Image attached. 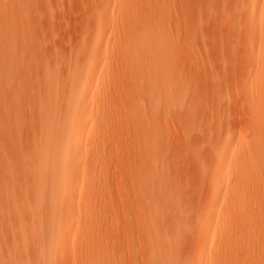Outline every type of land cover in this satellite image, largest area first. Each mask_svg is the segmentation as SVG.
<instances>
[{
	"label": "rangeland",
	"instance_id": "1",
	"mask_svg": "<svg viewBox=\"0 0 264 264\" xmlns=\"http://www.w3.org/2000/svg\"><path fill=\"white\" fill-rule=\"evenodd\" d=\"M44 1L46 0L14 1L15 5L17 2L20 5L22 3L23 9L28 10L23 31L25 37L23 36V40L19 38L22 34L18 35L21 32L20 28L17 35L19 40L23 42L24 38L27 40L25 41L31 55H28L27 51V55L22 56L23 60H17L18 57L13 59L12 66L14 71L17 70L15 75L17 72V76L20 77L16 76L17 81L21 79L23 82L20 83L24 84L26 89L29 90L31 85L33 89L29 90V94L21 84L15 87L16 82H13L10 91L14 88L12 95L15 93L16 98L13 97L12 102L11 99H7V93L0 94V133L2 132L0 150L6 154L8 152L7 156L11 158H8L11 161L10 167H4V162L0 159V181L11 178V181L15 180L17 183L14 185L16 187L21 186V183L23 187L25 183L23 181L26 177H22L23 170L18 164L19 157L28 152L27 147L31 146L29 141L31 142L34 131L32 110L37 89L35 83L32 84L30 80L37 79L38 76L35 77V74L37 75L39 71L37 68L42 63H59L60 71L65 74L67 62L71 63L74 52L81 43L94 38L96 33L94 14L97 7L103 6L106 2V0H48V4ZM9 2L10 0H0V3ZM159 2L157 6L162 8L161 12L165 13L164 17L169 22L167 30L172 32L170 34L174 36L175 47L179 45L180 51L179 55L177 53L175 57H171L174 62L167 59L172 63L167 61V64L166 58L165 61L162 59L167 66L173 64L174 66H171L172 68L169 66L170 71L164 72L161 70L166 65L161 64L163 69L161 68L160 72L166 79L160 74L164 80L161 83L162 87L159 86L160 105L158 108L149 109L148 115L146 112L145 119L149 121L143 119L148 128L152 127L149 130L150 135L140 140L136 130L130 129L128 132L132 133L129 135L124 127L123 131L118 130V124H114L113 127L111 123L104 127L99 120L88 126L86 137L82 140L83 144L94 134L104 132L106 137L101 142L105 151L99 160L100 167L86 170L90 172V182L82 183L83 166H79L76 177H72L73 191L70 198L59 206L58 217L65 223L67 229H71L72 235L68 240L59 242L56 264H147L148 259L149 261L151 258L159 259L163 255L171 257L173 263L182 264H214V260L218 264H264V190H262L264 185L260 184L259 177H256L259 180L253 178V174L256 172V175L260 168L252 169L249 172L250 176L253 175L251 177L249 175L246 177L247 172L244 174L248 181L253 180L249 183L244 179L249 183L248 187L246 186L248 183L240 180L234 183L232 180L235 175L244 172L233 168L223 173L218 171L224 160L220 153L228 148L230 156L226 157L227 165L232 167L238 164V158L240 159L242 155L240 152L251 143L254 129L264 123V61L259 62L256 56L257 50L262 48L260 35L258 32L248 34L250 19L253 18L255 23L258 21V17L261 16L260 10L264 8V0H159ZM47 5L52 7L48 8ZM112 10L114 15L110 14ZM108 14L113 22H119L121 15L119 5L112 0L108 2ZM0 29H4L1 23ZM106 34L103 38L106 36L108 39L106 47L108 54H117L121 48L115 44L116 33ZM161 40L153 37L148 42V50L152 54L161 52ZM4 42L5 36L0 30V51L4 49ZM185 47L187 53H192L187 54ZM62 65L64 67H61ZM165 69L167 71L166 67ZM106 84L107 80L103 79L99 89L103 91ZM175 86L179 93L177 101L179 104H176L177 102L173 104L169 97V101L165 100L164 93L167 95L169 93L167 91H173ZM142 100L148 109L147 95H143ZM162 100L164 103H161ZM9 102L15 108H12ZM168 102H172L173 105ZM95 104H90L92 105L90 117L94 119L97 118L95 116L97 108H102L101 105ZM9 106L15 110L12 112L17 111L16 115L11 112ZM175 107L178 108L176 111L178 117L173 113ZM134 108L120 106L117 113L121 116V121L117 123H121L122 126L128 123L129 127L136 124L138 121L133 113ZM129 111L130 113L133 111L132 114H129ZM130 115H134L133 119L136 122H131ZM133 135H136V138ZM142 140L146 143L145 148L157 150L156 154L150 153L153 159L150 160L151 155L144 156L145 152L141 150L144 147L141 145ZM82 157L89 159L91 154ZM144 157L149 159L146 167L142 168L141 166H145ZM146 171L148 173L145 175ZM252 172L254 173L251 174ZM259 172L261 175L262 170L258 171V174ZM144 175L148 182L162 181L155 200L146 201L138 196L142 188L139 179ZM220 176H223L220 187L212 194V181ZM242 185L243 189L247 187L245 191ZM5 205L7 206V203ZM149 207L152 209L150 215H147L146 209ZM177 208L180 209V213ZM245 211H248L249 216L243 218L241 215L239 218L238 214ZM226 212L227 217H224ZM9 221L7 220L6 224L8 229ZM180 221L185 222V230L175 229ZM202 228L204 231L201 234ZM7 231L6 229L5 233ZM150 238L153 242L149 241ZM30 247L29 250L32 249ZM3 250L5 253L8 251L6 247ZM30 255L33 264H40L41 258H35L32 253ZM91 255L95 258H91ZM6 256L4 264H11L8 255Z\"/></svg>",
	"mask_w": 264,
	"mask_h": 264
},
{
	"label": "bare ground",
	"instance_id": "2",
	"mask_svg": "<svg viewBox=\"0 0 264 264\" xmlns=\"http://www.w3.org/2000/svg\"><path fill=\"white\" fill-rule=\"evenodd\" d=\"M14 1L16 0H10L8 4L0 3V23L3 25L4 28L0 30L3 32L5 36L4 49L0 51V94H4V92L5 94L7 93L6 94L7 99L9 100L11 99V102L13 97L15 96V93H13L14 95H12V92H14V88L12 91H10L11 83L16 82V85L14 84L16 87L17 85L20 86V84L23 82V81L21 82V79L20 80L18 79L19 81H17V78L20 77L17 76L18 74L17 72L15 75V71L17 70L15 69L14 71V68L12 66V61L13 59L15 60V58L17 59V57H18L17 60H23L24 58H22V56L24 54L27 55V51L29 52V46L26 43L27 40L24 38L25 43L19 40L20 37L23 40V36H24L23 31L26 26L25 25L26 24L25 18L27 14L26 11L28 10L23 9L22 3L20 5L19 2H17L18 4L15 5ZM112 1H114V3H116L117 5H119V10L121 14L119 22H113V20L110 19V14L114 15V10H112L111 13L108 14V2H110V0H106L103 6L99 5L101 7L96 6L98 9L94 14L95 18L93 21L96 22V24L94 23L96 30L95 36L93 39L86 40L87 42L81 43V45L77 48L76 52H74V58L70 56L73 59L71 60L70 64L69 62H67L68 68L65 67L67 68V71L66 72L63 71L65 74H62V72L60 71L61 68L59 67L60 65L59 63L57 64L42 63L41 66L37 68V70L39 71L37 75L35 74V77L38 76L36 77L37 79L34 78L36 81L30 80L32 84L35 83L34 85H36V89H37L36 101L33 108L34 110H32L34 112L32 117L34 124L33 125L34 131H33V136H31L32 137L31 142L29 141V143H31V146L29 145L30 147H27L29 149L27 150L28 152L23 153L21 156L19 154L20 162L18 161L19 162L18 163L16 161L19 164V167L22 168L23 170V173L21 171L22 177L25 176L27 180L26 178L25 179L23 178L24 181L23 180L22 181L23 183L25 182L23 184V187H21L22 183L21 186H17V187L14 186L17 183L15 182V180L11 181L10 180L11 178L7 179L8 180L7 181L6 178L4 177L5 179L3 181H0L1 182L0 183L1 186L0 216L2 217V221H0V264L5 263L7 257L6 255H8V260L11 264H33L31 262L30 253H32V255L35 258L37 257L41 258L40 264L57 263L56 254H57V247L59 242L64 241V239L68 240L69 237L72 235L71 229L70 228L67 229L65 223L63 221L61 222L58 217L59 206L61 203H66L70 198V194L73 191L72 177L74 176L76 177V172L79 166L80 165L83 166L84 174L81 175L82 183L90 182L91 180L90 172L86 170L88 168L93 170L95 168L100 167L99 160L101 158V155L105 151V149L102 148L104 146H102L103 144L101 142L106 137L104 132H98L97 134H94L87 142H85V144H83L82 140L86 137L87 131L89 129L88 127L89 125H91L96 120H99V122H101L104 125V127L111 123L113 127L114 124H118L119 131H123L124 130L123 127L126 130L125 132L130 131V129H132V131L136 130L137 136L138 138L140 137V140L141 138L147 136L150 132L149 130L152 128V127L148 128V125L144 120H148L145 119L146 112L148 115V112L153 107L158 108V105H160L159 102L161 101V97H160L159 86H161L162 80L164 78L163 77L164 75H162V72H160V69L161 68L163 69V67H161L162 66L161 64L166 65L165 67L167 68V71H165L166 70L165 67H164L165 70L163 69L161 71L169 72L170 70H168V68L170 65L167 66V64L175 61L171 57L173 56L175 57V54L177 53L179 55L178 51L180 50L178 49H180V47L177 44L176 47L178 48L175 47V42L173 41L174 36L172 37L173 34L172 35L170 34L172 32H169L167 30L168 28L167 25L169 22L166 19V17H164L165 13H163V11L161 12L162 8H158L157 6L160 3L159 0H154V2L153 0H112ZM44 2L47 3L48 0ZM30 3L31 2H29V4ZM50 6H48V8H50ZM260 12H261V16L258 17V21L256 22L257 25L255 22H253V18L250 19L248 34L251 35L254 32L259 33L260 46L262 48L257 50L256 56L259 62H263L264 61V22H262V20H264V8H262ZM18 28L21 29V30L19 29L21 31L19 33H18ZM27 31L25 32V34H27ZM111 32L116 33L117 39L115 40V44L120 45L121 48L117 54L114 53L108 54L106 48L108 39L106 36L105 39L103 38V35L105 33L108 34ZM17 33L18 35L20 33H22L23 35L20 34L18 38ZM148 34H150V36H147ZM193 34L195 33L193 32ZM153 37L162 39L161 40L162 50L161 52L156 54H152L148 50V46H147L149 44L148 42ZM34 44L32 43V45ZM190 44L188 45L190 46ZM193 44H195V42ZM193 47L195 48V46H192V48ZM37 49L38 51H40L39 48ZM193 49L191 50L193 51ZM185 52L187 53L186 47H185ZM28 55H31L30 52ZM164 58H166V61L164 60ZM162 59L166 63L168 61V63L164 64ZM167 59L169 60L171 59V61L172 60L174 61L171 62ZM18 62L19 61H17V63ZM33 65H35V63ZM171 66H174V64ZM61 67L64 66L62 65ZM179 67L180 66H178V68ZM178 68L175 67L176 70ZM160 74L163 78L160 77ZM176 74L178 73L176 72ZM20 76H21V71H20ZM25 78L26 77H24V79ZM103 79L107 80V84H106L107 86L106 88H104V90L102 89L103 91H101L99 88H101L100 84L103 81ZM25 84H29V83L25 82ZM21 87L24 88L25 90H28L25 88L24 84H21ZM31 87H29L30 88L29 90L33 91ZM17 89L20 90V88ZM17 89H15L16 92ZM170 91L169 90L167 91L169 92L167 95L164 93L165 100L167 99V101H169L168 100L169 97V99H171V101H173L174 104L177 101H179L178 100L179 93L177 87L173 89V91L172 90ZM143 95L145 96L147 95L149 101L148 109L146 108L144 101L142 100ZM15 98L16 97H14V99ZM11 102H9V104H11ZM91 103H96L95 105L102 106V108L98 107L96 110L95 113V116H97L96 119L90 117L92 111L91 109L92 105H90ZM161 103H164V101ZM13 104L11 105L13 106ZM169 104L173 105L172 102ZM176 104H179V102H177ZM124 105L126 107L127 106L135 107L134 108L135 112L131 111L130 113L129 111V114H132V112L135 113L134 115L136 117V121L138 122L136 124L130 123V125L132 124L131 127H129L128 123L127 124L125 123L126 124L125 126H122L121 123H117L121 121V116L119 115V113H117V111L120 110V106H124ZM172 107L174 106H171V108ZM12 108H15V106H13ZM12 108L10 109L11 112L12 110H14ZM173 111H174L173 113L176 114V117H178L177 116L178 113L176 112L178 111V108L176 107L173 108ZM2 112L4 113V111ZM16 112H12V113L15 114ZM134 115H130L132 118H129L132 119V121L131 120L130 121L133 123L135 121V119H133ZM18 130L17 132H19ZM130 133L128 132L127 134L130 135ZM134 133L135 132H133V134ZM253 134L254 135L253 138L251 139L252 140L251 143L247 145L245 148H243L242 152H240L242 153V155L239 154V157L240 155L241 157L240 159L238 158L237 161L238 164H235L232 167L230 165H227L225 160H227L226 158L227 156H230V152L228 148H226V150H223L220 153L222 160L223 159L224 160L222 161V164L218 167V171L223 173L227 169L233 168L242 171V173L244 172L243 174H238L234 176V179H232L234 183H237L239 180L244 183H248V182L251 183L252 179L250 177L254 175L253 178L258 180L260 178L261 180L260 184L263 183L264 185V123L257 129H254ZM142 141L141 142L143 144L141 145H144V147L141 148V150L145 152L144 156L156 154L155 152L157 150H150L149 147L145 148L146 143H144V140ZM150 147L153 149L152 146ZM137 150L138 149H136V152ZM88 153L91 154V157L89 159H84L82 156ZM7 154L4 153L2 150H0V159L1 161L4 162L3 164L4 167L11 166V161H9V159L11 158L7 156ZM144 158H143L144 161L143 165L145 166L140 165L142 168L146 167V164L148 163L147 159H149V158H145L146 160H144ZM153 158L151 155L150 160ZM138 159L140 160V162H142L139 157ZM18 164L16 165L18 166ZM149 164H151V162H149ZM153 165L155 166V164ZM137 167L139 168V166ZM255 168H260L259 170L256 169L258 171L262 170L261 175L260 172L258 174V171L257 174L255 175L256 170H253L255 173L252 172L251 174L253 173L254 174L250 176L249 172H251V170ZM139 169L141 170V168ZM146 173L148 172L146 171L145 175ZM244 174H246V177L247 175H249L250 176L249 178L251 180L248 181V178L244 177L245 176ZM138 175L140 176V173H138ZM145 175L143 178H140L142 179V181L139 179L142 188L141 189L139 188L140 191L138 192L139 193L138 196L142 198V200L146 199V201L147 200L152 201L156 199L162 181L158 180L157 182H155V180L154 181L152 180L151 182H148V178L146 180ZM244 179H247L248 182H245L246 180ZM222 180H223V176H220L219 178H215L212 181V187H211L212 194H215L218 191ZM9 181L12 183H10ZM249 183L248 185L246 184L247 187L249 186ZM243 185H242V189L244 188ZM245 189L243 190L245 191ZM16 194L19 196L17 197ZM5 203H7V206L5 205ZM151 209L152 207L146 209L147 215H150ZM177 210L178 213H180V209L177 208ZM153 211L154 210H152V212ZM225 214L226 216L224 215V217H227V212ZM238 215H240L239 218H241V215L242 217L243 216L247 217L249 216V213L248 211H245ZM7 220H10L8 222V224L10 223V226L7 225L9 229L6 228ZM180 222L181 223L179 225H176L175 229L185 230L186 228L185 222L183 221ZM6 229L8 231L5 233ZM203 231L204 229L202 228L201 234L203 233ZM5 235L7 238L6 240H5ZM150 240L152 239L150 238L149 241ZM151 242H153V240ZM4 245L6 247V251L8 250L7 253H5L3 250L5 248ZM29 247L32 249L29 250ZM28 250L30 251V253ZM95 256L97 258V255ZM92 257L93 259L95 258L93 255H91V258ZM213 263L218 264L217 261L215 260ZM149 264H182V262L173 263L171 257L163 255L159 259L151 258Z\"/></svg>",
	"mask_w": 264,
	"mask_h": 264
}]
</instances>
